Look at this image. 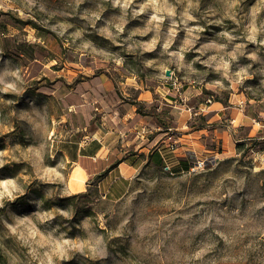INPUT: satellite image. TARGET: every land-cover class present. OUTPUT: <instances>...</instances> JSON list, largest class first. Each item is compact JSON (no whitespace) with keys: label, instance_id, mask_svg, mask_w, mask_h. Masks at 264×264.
Listing matches in <instances>:
<instances>
[{"label":"rangeland","instance_id":"1","mask_svg":"<svg viewBox=\"0 0 264 264\" xmlns=\"http://www.w3.org/2000/svg\"><path fill=\"white\" fill-rule=\"evenodd\" d=\"M0 264H264V0H0Z\"/></svg>","mask_w":264,"mask_h":264},{"label":"crops","instance_id":"2","mask_svg":"<svg viewBox=\"0 0 264 264\" xmlns=\"http://www.w3.org/2000/svg\"><path fill=\"white\" fill-rule=\"evenodd\" d=\"M155 130H157V128H155ZM195 132L196 131L176 132V134L178 135L176 139V141H178V144L177 147L174 149L175 150L174 156H177L176 159H170L171 157L170 158L168 157V154L170 153L171 150L169 149L165 137L163 136L165 132H159L160 135H158L157 137H154L150 140L147 139V141L150 143L149 148L153 147V149L150 151L151 160L156 163H162V162L166 163L170 160L172 165L174 163L185 164L184 155L186 154V151L194 150V148L196 147L195 146L196 144L194 143L198 142V139L196 137L197 134ZM147 145H148L147 142H142V144L138 146L139 147L138 151L139 152H144L146 150L149 151ZM161 149H163V151H161ZM128 160L129 159L126 158V156H124L123 160L120 162V165L121 163H123L125 165H128V167L133 168V165L130 162H128ZM133 170L135 169L133 168ZM123 177L126 178L127 176H123Z\"/></svg>","mask_w":264,"mask_h":264},{"label":"built area","instance_id":"3","mask_svg":"<svg viewBox=\"0 0 264 264\" xmlns=\"http://www.w3.org/2000/svg\"><path fill=\"white\" fill-rule=\"evenodd\" d=\"M142 130L144 131V128H142ZM167 134V138L170 139L168 144H169V149L170 150H174L175 149V144H176V137L174 136V133L171 132V130H169L168 132H166ZM191 164L189 165V169L190 170H195L198 169V167H202L205 165V163L208 161L207 158H199L196 154H194L192 160H191ZM167 168L169 166H166Z\"/></svg>","mask_w":264,"mask_h":264},{"label":"trees","instance_id":"4","mask_svg":"<svg viewBox=\"0 0 264 264\" xmlns=\"http://www.w3.org/2000/svg\"><path fill=\"white\" fill-rule=\"evenodd\" d=\"M136 113L140 114V115H151L154 117V119L156 120V122L161 123L160 120L158 119L157 114L154 111H150V112H145L142 110L141 105L138 103L137 107H136ZM201 126H198V128H200ZM163 128H167V126H163ZM150 159H151V154H150ZM156 163V162H155ZM158 164V163H157Z\"/></svg>","mask_w":264,"mask_h":264},{"label":"bare ground","instance_id":"5","mask_svg":"<svg viewBox=\"0 0 264 264\" xmlns=\"http://www.w3.org/2000/svg\"><path fill=\"white\" fill-rule=\"evenodd\" d=\"M81 173V172H80ZM78 174V173H77ZM76 175V174H75ZM82 175V174H81Z\"/></svg>","mask_w":264,"mask_h":264}]
</instances>
